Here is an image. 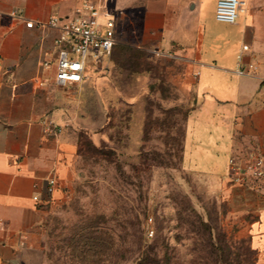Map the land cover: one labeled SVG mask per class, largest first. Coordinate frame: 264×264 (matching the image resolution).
I'll return each instance as SVG.
<instances>
[{"label": "crops", "instance_id": "crops-1", "mask_svg": "<svg viewBox=\"0 0 264 264\" xmlns=\"http://www.w3.org/2000/svg\"><path fill=\"white\" fill-rule=\"evenodd\" d=\"M241 2L228 24L216 18L217 0H109L118 43L182 65L196 96L183 164L210 178L228 176L231 160H264V0ZM80 4L0 0V264H43L45 208L76 177L82 140L93 130L91 87L54 84L59 31L47 25ZM106 60L92 71L103 72ZM252 245L264 260V213Z\"/></svg>", "mask_w": 264, "mask_h": 264}, {"label": "rangeland", "instance_id": "rangeland-1", "mask_svg": "<svg viewBox=\"0 0 264 264\" xmlns=\"http://www.w3.org/2000/svg\"><path fill=\"white\" fill-rule=\"evenodd\" d=\"M94 63L85 71L93 130L76 177L45 208L43 264H264L252 245L264 179L184 168L196 96L182 65L129 43H118L103 72Z\"/></svg>", "mask_w": 264, "mask_h": 264}, {"label": "built area", "instance_id": "built-area-1", "mask_svg": "<svg viewBox=\"0 0 264 264\" xmlns=\"http://www.w3.org/2000/svg\"><path fill=\"white\" fill-rule=\"evenodd\" d=\"M241 5V0H217V20L228 24L236 23ZM26 25L33 27V23L28 22ZM47 25L59 31L55 40L59 50L54 77L57 87L82 83L86 78L88 61L103 62L112 55L118 44L117 17L109 0H81L71 17H53ZM2 29L0 20V35ZM247 49V46L243 47V50ZM253 160L245 165L231 160L230 172L233 171L237 181L264 179V160ZM56 185L57 180L51 178L49 191L53 192ZM149 235L152 236L153 231Z\"/></svg>", "mask_w": 264, "mask_h": 264}, {"label": "trees", "instance_id": "trees-1", "mask_svg": "<svg viewBox=\"0 0 264 264\" xmlns=\"http://www.w3.org/2000/svg\"><path fill=\"white\" fill-rule=\"evenodd\" d=\"M84 144L86 145V146H88V141L86 140L85 142H84ZM81 149V148H80Z\"/></svg>", "mask_w": 264, "mask_h": 264}]
</instances>
